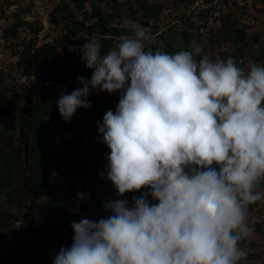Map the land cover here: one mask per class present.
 I'll return each instance as SVG.
<instances>
[{
  "label": "clouds",
  "instance_id": "obj_1",
  "mask_svg": "<svg viewBox=\"0 0 264 264\" xmlns=\"http://www.w3.org/2000/svg\"><path fill=\"white\" fill-rule=\"evenodd\" d=\"M125 26L131 34L104 54L95 33L83 44L92 76L56 101L70 123L92 107L91 91L119 94L97 121L117 198L102 205L106 217L71 222V246L53 264H247L249 208L264 200V65L153 51L149 27ZM56 132H72H51L63 150L73 135L58 149Z\"/></svg>",
  "mask_w": 264,
  "mask_h": 264
},
{
  "label": "trees",
  "instance_id": "obj_2",
  "mask_svg": "<svg viewBox=\"0 0 264 264\" xmlns=\"http://www.w3.org/2000/svg\"><path fill=\"white\" fill-rule=\"evenodd\" d=\"M87 1L68 0L69 5H64L58 11L64 18L62 36L55 44L38 48L35 55L40 86L34 91L19 92L3 86L0 80V200L8 204L19 199L28 201L29 210L25 212L23 224L27 229H32L35 206L38 202L43 201L40 223L48 222L53 225L52 218L61 214L63 206L75 208L78 205V192L89 190L91 196L101 200L107 197L106 191L111 185L106 179L105 172L106 156L110 154V150L99 142L97 121H102L108 110L115 111L119 101L118 93L109 95L100 92L93 100L85 119V122L90 124L88 132L83 130L79 135H75L63 150L50 146L51 132L66 125L56 103L59 95L70 94L74 89L72 83L77 77L90 79L92 76V70L86 67L82 59L83 52L80 48L66 56H61L58 47L63 50L70 45L83 47V44L95 33L101 41V52L104 54L112 46L114 37L131 34L125 25L113 23V20L119 16L117 12L109 13L98 6H93L87 11L85 9ZM133 1L137 4V8L129 7L133 15L131 22L149 27L155 36L148 48L153 51L160 48L169 54L178 52L174 49L173 34L158 32L160 27L150 24V21L155 20L160 14L162 6L149 0ZM106 2L112 7L118 5L117 0H106ZM260 14L264 17V8L260 9ZM225 18L223 27L226 29V36L234 44H245L247 37L245 28L238 27L235 20L227 26V20L231 17L227 15ZM182 19L183 22L191 23L186 17ZM21 25V20L16 18L4 30L5 35L15 36ZM202 26L206 27V23ZM208 31L209 43L214 44L216 33L210 29ZM180 36L185 44H188L192 38L190 33L186 34L184 31L180 32ZM194 37L196 43H201L198 34ZM257 38L256 35L253 40ZM202 55L200 51L197 59L202 58ZM256 60H264V51L258 54ZM76 127H81V124ZM88 182L89 185L86 186ZM100 207L99 202H96L97 212ZM256 207V204L250 206L249 212ZM12 219L11 215L0 212V253L8 247L14 248L13 258L16 257L11 264H32L33 254L28 248L21 247L15 237L6 242ZM256 231L264 237V227H256ZM40 233L44 234V238L50 243L56 241L51 228L47 231L41 229ZM248 247L255 246L249 242ZM4 258L6 261L9 260L8 256ZM251 258L253 256L249 255L247 260Z\"/></svg>",
  "mask_w": 264,
  "mask_h": 264
},
{
  "label": "rangeland",
  "instance_id": "obj_3",
  "mask_svg": "<svg viewBox=\"0 0 264 264\" xmlns=\"http://www.w3.org/2000/svg\"><path fill=\"white\" fill-rule=\"evenodd\" d=\"M118 5L112 7L107 4L106 0H88L85 3V9L90 11L93 6H98L107 10L109 13H118V17L113 20L114 24L125 25L126 21L131 22L133 15L129 9L137 8V4L133 0H117ZM221 5V17L218 21H213L208 27V30L216 33L214 38V44L209 43L207 46H202L200 43H196L194 37V25L198 19H201L200 15L195 14L192 8L195 5L194 0H149L151 3L160 4L162 10L155 20H151V25H157L160 27L158 30L164 33L170 32L174 37V49L177 51L181 50H192L199 48L202 52V56L208 55L210 59H227L233 58L238 66L248 70L250 62H255L260 65H264V60L257 61L256 58L261 51H264V34H246L245 44L234 42L226 36V29L223 27V20L227 15H230V19L227 20V26L231 25V22L235 20L240 27V20L243 18H258L264 23V17L260 14V9L264 8V0H217ZM69 5L68 0H62V6ZM182 17H186L188 21L183 22ZM139 18V15H138ZM155 27V26H154ZM156 28H153V30ZM184 31L186 34H191V39L188 44L184 43L183 38L180 36V32ZM209 35V31H208ZM258 36L256 40H253L254 36ZM155 36H153L154 40ZM81 49L80 46H68L66 50L58 47V53L61 56H66L70 52ZM74 89L82 87L78 80L72 83ZM73 89V90H74ZM100 91H91L89 100L92 105L93 100L98 96ZM91 109V108H90ZM90 109H79L71 119L70 123H66L63 129L72 132L73 137L79 135L83 130L89 131L90 124L85 122ZM14 115L12 114V117ZM81 127L77 128V125ZM73 139V138H72ZM101 137L99 136V140ZM104 145V144H103ZM89 185V182L86 186ZM86 189V188H85ZM85 194L84 200H78V205L75 208H66L65 206L61 209V214L55 218H52L53 225L48 222L40 223V216L43 207V201L38 202L35 206L34 222L32 229L24 227L25 212L29 210V203L25 200H15L11 204L0 200V212L7 213L13 217L11 220V230L6 235V242L12 240L15 237L20 243L21 247H26L33 254L32 264H53V253H58L61 247H70L72 243V237L74 235L71 228V222H79L81 219L87 218L93 221H98L102 217H106L108 213L104 210L102 205L110 200L117 198L116 190L112 186H108L106 191L107 197L98 200L96 197L91 196L89 190L81 192ZM142 193H128L123 198L127 199L129 203L132 202L133 195L139 196ZM99 202L100 210L97 212L95 209V203ZM255 210L249 212L248 222L254 229L250 242L254 244L253 251L249 254L253 258L247 260V264H264V237L257 233L256 227H264V200L257 202ZM89 209V210H88ZM91 209V210H90ZM76 217V218H74ZM51 228V232L54 235L56 241L50 243L44 238V234L40 233L43 229L47 231ZM15 253L14 248L8 247L7 250L0 253V264H11L13 255ZM4 256H8L9 260L6 261ZM28 260V259H27ZM29 261V260H28ZM31 263V262H30Z\"/></svg>",
  "mask_w": 264,
  "mask_h": 264
},
{
  "label": "built area",
  "instance_id": "obj_4",
  "mask_svg": "<svg viewBox=\"0 0 264 264\" xmlns=\"http://www.w3.org/2000/svg\"><path fill=\"white\" fill-rule=\"evenodd\" d=\"M194 1L192 10L201 16L194 25V36L198 34L200 44L207 46L208 26L221 17V5L217 0ZM61 4L62 0H0V80L3 86L21 92L34 91L41 85L35 55L38 48L55 44L62 36L64 18L58 12ZM16 18L22 25L15 36H6L4 30ZM204 23L206 27L202 26ZM239 24L247 34H264V23L258 18H243ZM71 138L70 132H56L52 145L63 149Z\"/></svg>",
  "mask_w": 264,
  "mask_h": 264
},
{
  "label": "crops",
  "instance_id": "obj_5",
  "mask_svg": "<svg viewBox=\"0 0 264 264\" xmlns=\"http://www.w3.org/2000/svg\"><path fill=\"white\" fill-rule=\"evenodd\" d=\"M99 91V90H98Z\"/></svg>",
  "mask_w": 264,
  "mask_h": 264
}]
</instances>
